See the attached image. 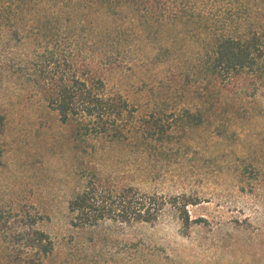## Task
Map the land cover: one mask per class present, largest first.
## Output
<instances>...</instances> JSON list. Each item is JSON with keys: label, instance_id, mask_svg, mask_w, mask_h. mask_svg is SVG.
<instances>
[{"label": "trees", "instance_id": "obj_1", "mask_svg": "<svg viewBox=\"0 0 264 264\" xmlns=\"http://www.w3.org/2000/svg\"><path fill=\"white\" fill-rule=\"evenodd\" d=\"M145 45L153 47L151 61L173 65L166 80L193 96L167 128L105 81ZM0 67L59 115L77 162L68 242L35 226L9 228L0 209V264H74L93 250L104 224H151L168 205L185 228L201 223L188 208L202 203L197 197L118 183L96 158L117 146L147 154L170 145L179 128L213 123L226 106L237 112L250 89L264 93V0H0ZM232 96L239 100L229 104ZM4 124L0 115V132ZM107 236L108 245L118 243L114 232ZM139 255L133 249L131 259Z\"/></svg>", "mask_w": 264, "mask_h": 264}, {"label": "rangeland", "instance_id": "obj_2", "mask_svg": "<svg viewBox=\"0 0 264 264\" xmlns=\"http://www.w3.org/2000/svg\"><path fill=\"white\" fill-rule=\"evenodd\" d=\"M152 50L142 46L129 66L109 72L105 81L110 91L156 112L167 128L193 96L180 82L166 80L173 65L151 61ZM233 99L239 100L232 96L229 104ZM239 106L235 113L226 106L213 123L179 128L170 145L147 154L132 145L98 155L96 162L118 183L197 197L202 203L188 208L202 221L185 228L168 205L151 224H104L93 250L74 264H264V93L250 89ZM0 115V209L7 226H35L68 242L67 202L77 167L68 127L1 67ZM109 232L119 238L114 246L104 239ZM133 249L140 253L135 261Z\"/></svg>", "mask_w": 264, "mask_h": 264}]
</instances>
